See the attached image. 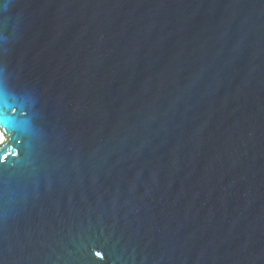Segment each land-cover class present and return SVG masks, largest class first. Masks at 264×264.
I'll list each match as a JSON object with an SVG mask.
<instances>
[{"label": "water", "instance_id": "obj_1", "mask_svg": "<svg viewBox=\"0 0 264 264\" xmlns=\"http://www.w3.org/2000/svg\"><path fill=\"white\" fill-rule=\"evenodd\" d=\"M0 264H264V0H0Z\"/></svg>", "mask_w": 264, "mask_h": 264}, {"label": "bare ground", "instance_id": "obj_2", "mask_svg": "<svg viewBox=\"0 0 264 264\" xmlns=\"http://www.w3.org/2000/svg\"><path fill=\"white\" fill-rule=\"evenodd\" d=\"M5 141V136L3 135V133L0 130V143Z\"/></svg>", "mask_w": 264, "mask_h": 264}]
</instances>
